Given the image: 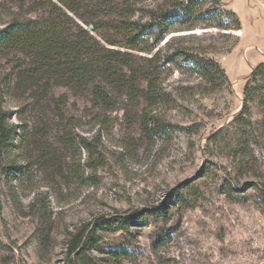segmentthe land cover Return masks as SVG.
I'll list each match as a JSON object with an SVG mask.
<instances>
[{
  "label": "rangeland",
  "instance_id": "374dc122",
  "mask_svg": "<svg viewBox=\"0 0 264 264\" xmlns=\"http://www.w3.org/2000/svg\"><path fill=\"white\" fill-rule=\"evenodd\" d=\"M172 1L122 3L145 22ZM50 2L66 11L57 0H0V29L48 17ZM222 2H237L241 35L211 21L176 24L151 52L125 46L112 17L85 11L107 23L91 31L103 46L135 54L130 70L184 48L221 64L229 83L220 88L180 60L157 77V101L146 100L143 75L133 89H110L111 107L94 105L92 91L60 77L23 80L29 59L0 51V121L13 129L0 146V264H84L68 251L84 230L95 241L88 264H264V137L240 141L230 125L264 60V0Z\"/></svg>",
  "mask_w": 264,
  "mask_h": 264
},
{
  "label": "trees",
  "instance_id": "16d2710c",
  "mask_svg": "<svg viewBox=\"0 0 264 264\" xmlns=\"http://www.w3.org/2000/svg\"><path fill=\"white\" fill-rule=\"evenodd\" d=\"M57 1L71 14L50 2L53 7L48 17L15 20L0 29V51L14 49L29 59L31 66L23 72V80H32L42 73L48 78L45 82L48 81L49 84V78L60 77L62 84L68 87L92 91L94 105L106 107H111L114 103L110 89H133L135 82L143 75L144 79L148 80L146 100L149 103L157 101L164 94L159 91L157 77L167 63L179 64L180 60H184L186 66H190L193 72L214 88L229 83L225 69L217 60L204 53H192L184 48H176L171 54H167L162 64L158 50L149 59L152 62L149 69L130 70L135 54L103 46L91 31L97 32L107 23H98L89 16L90 13H85L86 10H92L91 13L95 15L112 17L110 25L125 38V46L133 50L151 52L176 24L191 27L201 20L214 22L221 29H241V21L236 12L226 8L222 0H173L169 7L151 11L150 19L145 22L132 19V6L122 3L123 0ZM82 5L84 11H80ZM72 14L79 21L73 18ZM90 24L93 25L92 30L86 28ZM170 39L166 41L167 44L172 43ZM243 96L242 108L231 121V127L240 141L246 138L256 140L259 135L264 137V62L257 64L247 77ZM255 109L261 115L259 129L253 126L256 121ZM12 133L13 129L1 120V147L7 148L10 145ZM120 219L123 223L127 222V219ZM94 244L93 231L88 234L86 230L80 231L69 240L68 251L75 254L79 262L88 264L85 253Z\"/></svg>",
  "mask_w": 264,
  "mask_h": 264
},
{
  "label": "crops",
  "instance_id": "0c3cea01",
  "mask_svg": "<svg viewBox=\"0 0 264 264\" xmlns=\"http://www.w3.org/2000/svg\"><path fill=\"white\" fill-rule=\"evenodd\" d=\"M240 3H242V8H245V7H247V9H249V5L247 4H245L246 2H245V0H240ZM231 8L233 9V10H235V12H237L238 14L240 13V11H239V7H238V4H237V2H232L231 3ZM240 15V14H239ZM241 16V15H240ZM252 21H253V18H252ZM262 42H263V44H264V41L262 40ZM262 50H264V49H262ZM263 56H264V54H263ZM262 61H258L256 64H255V66L257 65V64H259V63H261ZM263 62H264V60H263ZM254 66V67H255Z\"/></svg>",
  "mask_w": 264,
  "mask_h": 264
},
{
  "label": "bare ground",
  "instance_id": "6f19581e",
  "mask_svg": "<svg viewBox=\"0 0 264 264\" xmlns=\"http://www.w3.org/2000/svg\"><path fill=\"white\" fill-rule=\"evenodd\" d=\"M233 32H236L237 34H239V35H241L242 34V31H241V29H239V30H233Z\"/></svg>",
  "mask_w": 264,
  "mask_h": 264
},
{
  "label": "water",
  "instance_id": "95a60500",
  "mask_svg": "<svg viewBox=\"0 0 264 264\" xmlns=\"http://www.w3.org/2000/svg\"><path fill=\"white\" fill-rule=\"evenodd\" d=\"M86 28H87L88 30H92V29H93V25L90 24V25H88Z\"/></svg>",
  "mask_w": 264,
  "mask_h": 264
}]
</instances>
